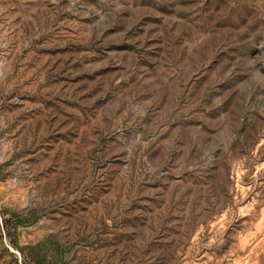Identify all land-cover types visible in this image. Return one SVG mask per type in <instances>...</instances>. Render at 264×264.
Returning <instances> with one entry per match:
<instances>
[{"label":"rangeland","instance_id":"1","mask_svg":"<svg viewBox=\"0 0 264 264\" xmlns=\"http://www.w3.org/2000/svg\"><path fill=\"white\" fill-rule=\"evenodd\" d=\"M0 264H264V0H0Z\"/></svg>","mask_w":264,"mask_h":264},{"label":"trees","instance_id":"2","mask_svg":"<svg viewBox=\"0 0 264 264\" xmlns=\"http://www.w3.org/2000/svg\"><path fill=\"white\" fill-rule=\"evenodd\" d=\"M40 245L39 244H37V245H35V246H33L34 248H37V247H39ZM37 257H41V260H45L46 258H45V256H40V254L39 253H37Z\"/></svg>","mask_w":264,"mask_h":264}]
</instances>
